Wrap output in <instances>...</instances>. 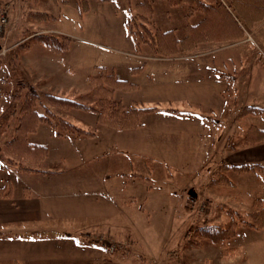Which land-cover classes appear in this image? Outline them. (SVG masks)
Returning <instances> with one entry per match:
<instances>
[{
    "label": "crops",
    "instance_id": "0c3cea01",
    "mask_svg": "<svg viewBox=\"0 0 264 264\" xmlns=\"http://www.w3.org/2000/svg\"><path fill=\"white\" fill-rule=\"evenodd\" d=\"M17 1L23 3L29 0H0L10 16L8 26L0 35V61L9 60V67L15 63L21 68L19 75L12 74L7 79L3 78L5 87L7 81H11V88L0 90V95L3 92L6 99V106L4 103L0 106V119L7 114L11 121L8 122L9 128L0 131V147L10 161L8 167L11 172L9 178L0 176V264H107L108 258L111 257L110 253L122 250L123 244L128 240V235L130 236L129 231L126 230V215H129V212H125V206L126 204L131 206L135 196L126 198L117 196L113 189L116 182L106 181L108 170L102 171L99 166H93L91 163L98 161L95 160L98 157H95L94 153L100 148L98 138L102 134L115 135L118 142L120 136L123 143L124 132L142 131L143 126L139 125L137 129L113 128L98 124L93 111L71 108L65 112V118L72 124L94 133L59 135L48 122L35 121L34 117H28L24 125V133L27 129L25 143L8 144V141L17 133L16 126L21 114L17 107L21 97H16L13 93L19 87L28 84L41 95L56 94L76 98L81 93L85 94L90 90L88 76L96 77L101 72L100 68H105L107 73H111L115 79L133 84L131 90L115 88L114 98L118 91H138L142 94L141 98L153 99L155 103L167 101L174 104H185L178 108H184L182 111H187L182 113L184 115L180 120L183 123L182 127L190 123L197 127L189 134H196L197 129H203L206 132L220 130L222 127L216 123L217 121L227 119V117L234 121L238 119V114L236 115L238 108L233 105L230 98L231 92L237 90L238 87L246 91L247 98H242L245 103L243 106H255L261 110L259 113L249 114H264V107L247 104L248 100L256 99L249 92L253 84L260 88L264 87V17L248 24L244 21L243 37L236 39L237 32L234 22L232 25L226 19L221 23L216 14L215 17L211 15V21L207 23V26L211 33L218 34L222 40H205L188 52L166 57L156 56L143 46L136 50L131 37L124 28L127 37V39L124 38V44L96 46L95 48L74 45L73 52L77 54L87 53L91 57L93 53L95 55L90 67L78 72L71 68L70 59L67 61L63 55V52L69 51V46L73 44H70V40L66 49L55 53L33 37L42 30L29 32V35H24V37L15 32L18 29L21 15V10L15 13L14 7L19 5ZM62 1L66 3L65 0ZM105 1L109 2V0H103ZM201 1L209 2L210 0ZM165 2L168 4L167 0ZM249 2L257 1L250 0ZM154 3L153 0L150 1L152 6L150 20L154 26L161 29L154 18L156 16ZM239 3L237 2V9ZM168 5L176 7L182 4ZM88 9L83 13L85 16H87ZM190 9L187 7L182 10L180 36L177 35L178 30L174 27L165 29H173L175 36L182 38L187 32V25L197 24L205 14L203 9L197 8V5H192ZM36 12L41 13L42 11H34L38 18H47L41 14L38 16ZM165 16L167 21L171 19L169 10L165 11ZM56 32L49 29L47 33L59 35ZM60 34L67 36L64 32ZM67 37L70 39L69 36ZM84 42L89 41L84 40ZM19 48H23L24 51L22 52ZM74 61L76 63L78 60ZM77 66L78 64L76 68ZM142 89H144L143 92L139 91ZM41 100L54 109L48 103L47 98L42 96ZM135 102L141 104L142 100L132 99L127 106ZM121 103L124 102L121 101ZM38 108L43 111L41 105H38ZM191 108L194 110H190ZM71 110L77 111L76 115H72ZM163 111L169 114H162ZM80 112L82 116L78 115ZM148 112H152L155 117L169 116L172 121L173 113L178 111ZM234 115L235 118L232 117ZM162 125L151 126L154 132L160 131L153 139L168 143L164 132L174 131L166 130L167 123ZM93 126L95 128H92ZM256 127L264 132V129ZM151 129L148 130L151 131ZM37 133L49 134L53 142L62 140L81 142L79 144L81 151L88 154L83 155L81 151H77L74 143L73 148L75 156L82 158L85 161L84 164L81 165L80 163L83 162H78L72 155L69 158L73 160V163L66 168L52 167V164L46 162L51 158H60V153L56 152V146L59 143L53 146L55 151L51 152L50 144L45 145L44 142L30 140V137ZM146 135L152 134L149 132ZM203 135L208 137L205 133ZM66 136L71 137L68 139ZM195 142L203 145L202 148L195 150L203 152L198 160L208 161L211 154L206 155V153L210 152L208 149H211V144H208L206 140L205 143L204 138H201L200 142ZM107 150L105 149L98 156L105 155ZM23 166L32 169H24ZM130 167L132 166L128 165L127 169ZM109 170L116 177L123 178L124 176L122 180L120 179L121 184L129 181L128 176L125 175L124 165L112 167ZM130 177L142 176L140 173L131 172ZM207 183L231 184L229 179L225 181L221 180V177L212 176ZM193 194L194 196L189 197L191 201L202 197L205 200L203 192ZM64 197L68 198L61 201ZM154 198L149 197L153 199L151 210L156 209V201L160 200ZM170 209H173V205ZM111 244H116V250L110 252Z\"/></svg>",
    "mask_w": 264,
    "mask_h": 264
},
{
    "label": "rangeland",
    "instance_id": "374dc122",
    "mask_svg": "<svg viewBox=\"0 0 264 264\" xmlns=\"http://www.w3.org/2000/svg\"><path fill=\"white\" fill-rule=\"evenodd\" d=\"M141 1L145 0H109L108 3L103 0L78 1L81 7L89 6L87 16L80 14L76 8L62 0H29L23 3L17 1L19 5L15 4V13L21 10V15L18 29L15 32L21 37L29 35V32H40V30L44 33L49 32V29L57 31L58 34L64 32L70 37V44H73L69 46V51L63 52V55L67 61L70 59L72 69L81 72L90 67L95 55L93 53L91 57L87 53L77 54L73 52V46L95 48L96 46L124 44V38L127 39L124 22L130 14L136 15V26L141 21L149 25L148 20L151 15L144 19L146 14L136 5ZM153 1L155 2L156 24L161 29L174 27L178 30L177 35L180 36L182 10L189 6L192 9L195 3L186 2L180 6L170 7L165 0ZM0 6L5 7L3 2H0ZM129 8H131L130 12ZM166 10L170 11L169 21L166 20ZM34 11H45L47 18H38ZM150 23L152 24L151 20ZM252 43L255 46L253 41ZM258 46L261 48L260 45ZM19 49L24 51L23 48ZM75 59L78 60L76 63ZM20 71L18 64L13 63L9 67V60L0 61V90H8L12 85L11 81H7L8 86L5 87L3 78L7 79L12 74L17 76ZM139 91L143 92L144 89ZM87 92L86 95L81 93L82 95L76 98L86 102L97 99ZM245 92L239 87L231 92V101L238 108L236 112L238 119L234 121L227 117V119L217 121L216 123L222 127L220 130L206 132L203 129H197L196 134H189L197 127H194L193 123L182 127L183 123L180 121L184 116L182 113L187 112L182 111L183 108L173 113L172 121L169 116H166L169 114L167 111H163L162 114L166 113V115L160 117H155L152 112L141 111L139 120L143 130L124 132L123 143L120 136L119 142L116 141L115 135L102 134L98 138L100 148L94 153L95 157H98L95 160L98 161H92L91 164L99 166L102 171L108 170H106L108 173L106 181L116 182L113 189L117 196L124 198L135 196L131 206L127 204L125 206V212H129V215H126V230L129 231L130 236L128 235V240L123 244L124 248H120L122 250L110 253L111 257L108 258L107 264H264V228L248 225V221L253 222L249 217L250 210L255 211L258 209V204H264V138L263 140L254 139L251 136L248 139L246 136L247 130L253 124L264 129V114L251 115L249 112L242 111L245 104L242 98H247ZM249 92L256 99L248 100L247 104L264 107V101H262L264 100V87L260 88L253 84ZM140 96L142 94L138 91H118L115 99L126 103H122L124 106H127L132 99H139L142 100L143 105H157V111L185 106V104H174L167 101L155 103L153 99ZM5 102L6 99L2 92L0 106L3 103L6 106ZM71 112L72 115L77 113L75 110ZM78 115L82 116L81 112ZM232 117L235 118V115ZM8 122L11 121L5 114L3 119H0V131L9 128ZM165 123H167L166 130L174 131L164 132L168 143L154 140L153 137L157 136L156 133L160 131L154 132L151 126H160ZM149 132L152 135L145 136ZM204 133L208 137L203 135ZM66 137L70 139L71 136ZM201 138H204V142L206 140L208 144H211V149H208L210 152L206 153V155L211 154V158L204 162L198 160L203 152L195 151L203 146L195 142H200ZM52 139L49 134L39 133L30 137L31 141L38 140L44 142L45 145L50 144L51 152L55 151L53 146L59 143L56 146V152L60 153V158H51L46 163L52 164V167L66 168L73 163V160L69 158L73 155L78 162H83L80 163L81 165L84 164L85 161L82 158L75 156L73 148L74 143L77 151H81V146H79L81 142H73V140L53 142ZM196 145L198 146L195 147ZM105 149H108L105 155L99 157L98 155ZM82 154L88 153L82 152ZM8 164L10 161L0 147V176L11 177ZM245 164L251 168L235 169V166ZM121 165H124L125 175L129 178L125 184L120 183V179L122 180L124 176L123 178L116 177L109 170V168ZM128 165L132 167L127 169ZM131 172L140 173L142 177H130ZM211 176L227 178L231 184H209L207 180ZM199 191L204 193L205 200L202 197L191 201L190 195L194 196L193 193ZM108 194L115 196L110 192ZM150 196L155 197V200L160 199L156 201L155 210H151L153 199H149ZM67 198L64 197L61 201ZM258 198L263 199V202L255 200ZM180 203L183 204L180 205ZM172 205L173 209H170ZM185 205H187L186 208H184ZM233 209L238 210V213L234 212L236 225L231 237L226 236L220 244V242L212 243L200 234L202 225L219 224L220 227H224L229 221L228 212H233ZM257 223L259 221L254 218L253 224Z\"/></svg>",
    "mask_w": 264,
    "mask_h": 264
},
{
    "label": "trees",
    "instance_id": "16d2710c",
    "mask_svg": "<svg viewBox=\"0 0 264 264\" xmlns=\"http://www.w3.org/2000/svg\"><path fill=\"white\" fill-rule=\"evenodd\" d=\"M80 0H65V2L74 8H76L80 14L87 11L88 7H81L78 5ZM86 1V0H82ZM250 0H228V5L225 6L221 4L218 0H210L209 2H203L201 0H167L168 4L175 6L184 3H195L193 6L197 5V8H201L205 11L204 17L200 22L195 25H187V32L182 38H177L174 34L173 29L162 30L150 23L146 25L145 22L141 21L138 26L135 23L136 15L130 14L129 18L124 23V28L126 33L131 37L136 50L143 46L148 48L151 53L156 56H175L180 53L188 52L192 50L198 43L205 40H222L216 33H211L207 23L211 21V15H217L220 22L223 23L226 19L229 23H235L236 29V39L243 37L244 26L243 22L246 24L251 23L256 20H260L264 17V0H254L257 2H249ZM237 2L238 4L237 9ZM136 5L141 8L144 15V19H147L152 12V6L150 1H141L136 3ZM200 6V7H199ZM190 7V6H189ZM188 7V8H189ZM202 10V11H203ZM46 16V12H36V14ZM215 17V16H214ZM143 18V17H142ZM215 25V23H214ZM37 41L42 43L45 47L51 51L57 53L61 52L67 48L69 38L65 35L50 34L40 32L33 36ZM230 39V38H229ZM227 39V40H229ZM101 72L96 77L88 76L87 80L90 85V91L87 92L89 95H94L97 99L92 102H86L78 100L77 98H69L65 96H60L56 94H44L38 93L35 88L31 85L25 84L19 87L13 95L16 97H21L18 103V109H20V121L16 126L17 133L8 141V144L12 142L25 143V135L27 129L25 130V119L34 117V120L46 121L51 124L56 130L55 133L63 135L64 133H75L76 135H84L89 133H94L91 130L82 128L75 124H72L70 120L66 119L64 114L71 108L85 109L93 111L96 114L97 123L108 125L113 128H136L140 123V113L141 111H154L158 108L157 105L146 106L140 103H132L129 106H124L121 101L113 98L112 93L115 88L131 89L133 84L126 82L124 80H117L113 77L111 73H107L105 68H100ZM86 95V93H85ZM42 96L48 99V103L54 107L51 108L45 102H42ZM41 97V98H40ZM87 97V96H86ZM38 105L43 107V111H40ZM163 109V108H162ZM178 111L177 109H167ZM244 113H259L261 110L255 106H245L242 108ZM249 139L251 136L255 138H264V132L258 129L255 125H252L247 130L246 134ZM32 150V148H31ZM24 169H32L23 166ZM248 169L245 165H237L235 169ZM221 180L227 181V178H221ZM258 202H263V199H255ZM257 210H250L249 217L252 223L248 221V225L255 228H264V204H258ZM229 211V221L225 223L224 227H220L219 224H206L202 225L200 228V234L204 238L210 240L212 243H223L227 238L234 234L233 228L236 225V219L234 218V212L238 213V210ZM233 216V218H231ZM255 216V217H254ZM255 220L259 221L257 224L254 223ZM247 222V221H245Z\"/></svg>",
    "mask_w": 264,
    "mask_h": 264
},
{
    "label": "built area",
    "instance_id": "2783aa9c",
    "mask_svg": "<svg viewBox=\"0 0 264 264\" xmlns=\"http://www.w3.org/2000/svg\"><path fill=\"white\" fill-rule=\"evenodd\" d=\"M221 4L227 6L228 5V0H218ZM8 14L5 9V7L0 6V35L4 32L7 24H8ZM116 248V244H111L109 246V250L113 251Z\"/></svg>",
    "mask_w": 264,
    "mask_h": 264
}]
</instances>
